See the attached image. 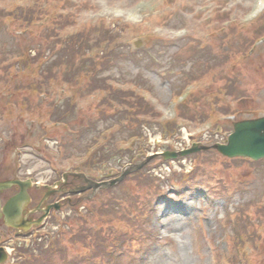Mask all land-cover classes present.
<instances>
[{"label":"rangeland","instance_id":"obj_1","mask_svg":"<svg viewBox=\"0 0 264 264\" xmlns=\"http://www.w3.org/2000/svg\"><path fill=\"white\" fill-rule=\"evenodd\" d=\"M263 115L264 0H0V169L64 197L7 264H264V158L162 155Z\"/></svg>","mask_w":264,"mask_h":264},{"label":"flooded vegetation","instance_id":"obj_2","mask_svg":"<svg viewBox=\"0 0 264 264\" xmlns=\"http://www.w3.org/2000/svg\"><path fill=\"white\" fill-rule=\"evenodd\" d=\"M39 170L30 172L33 180L25 183V177L13 171L0 169V181L18 180L0 188V248L14 246L24 239L20 233L45 231L51 222L61 216V169L53 167L47 179H39ZM42 182H45L42 184ZM24 195V197H18ZM14 204V205H13ZM13 248V247H12Z\"/></svg>","mask_w":264,"mask_h":264},{"label":"water","instance_id":"obj_3","mask_svg":"<svg viewBox=\"0 0 264 264\" xmlns=\"http://www.w3.org/2000/svg\"><path fill=\"white\" fill-rule=\"evenodd\" d=\"M133 44L136 47L140 46V39L134 41ZM233 127L234 130L228 136L226 143H217L213 147L221 154L228 157L241 156L255 160L264 157V116L234 122ZM197 149L199 148L194 147L190 150L181 152V154ZM170 155L176 156L175 153H170ZM9 183V181L0 182V185L6 186ZM3 260V258H0V262Z\"/></svg>","mask_w":264,"mask_h":264}]
</instances>
